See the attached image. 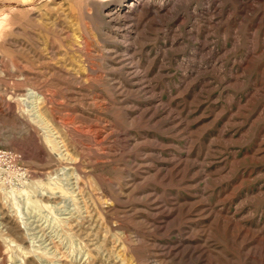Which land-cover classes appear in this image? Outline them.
I'll list each match as a JSON object with an SVG mask.
<instances>
[{"label": "rangeland", "instance_id": "obj_1", "mask_svg": "<svg viewBox=\"0 0 264 264\" xmlns=\"http://www.w3.org/2000/svg\"><path fill=\"white\" fill-rule=\"evenodd\" d=\"M0 264H264V0H0Z\"/></svg>", "mask_w": 264, "mask_h": 264}, {"label": "bare ground", "instance_id": "obj_2", "mask_svg": "<svg viewBox=\"0 0 264 264\" xmlns=\"http://www.w3.org/2000/svg\"><path fill=\"white\" fill-rule=\"evenodd\" d=\"M111 12H112V11H111ZM25 95H26V96H30V95H31V96H34V98H35V97H38L35 93H33V92L30 91V90H27V92L25 93Z\"/></svg>", "mask_w": 264, "mask_h": 264}]
</instances>
